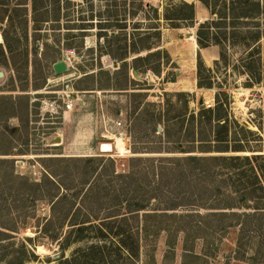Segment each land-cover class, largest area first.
<instances>
[{
    "label": "rangeland",
    "instance_id": "obj_1",
    "mask_svg": "<svg viewBox=\"0 0 264 264\" xmlns=\"http://www.w3.org/2000/svg\"><path fill=\"white\" fill-rule=\"evenodd\" d=\"M18 1L23 0H9V7L20 4ZM31 2L28 0L27 18L22 16V12L12 14L14 28L8 29L9 23L0 21V41H3L1 31L7 29L21 38L14 59L7 54L8 62L5 64L0 57V74H3L0 77V158L14 162L10 168L3 167L1 173L8 176L10 170H14L15 174L40 183H44L45 176L50 174L53 175L50 176L52 180L61 176L74 191L84 182L85 166L69 162L70 158L105 157L116 161L118 172H126L132 157L178 156L143 152L150 148L167 150L186 141L193 147L196 135L187 137L186 133L185 136L184 128L181 134H177L178 128H170L172 136H165L167 126L163 115L167 113L171 119L193 112L198 114L208 103L216 109L215 99L226 104L224 113L230 123L225 140L229 148L244 151L228 155L245 156L254 151L264 153V37L259 54L251 55L241 45L226 50L224 60L219 59L210 72L201 73L203 83H207L208 78L211 88L189 94L180 90L185 88L182 83L186 86L190 83L189 58H193L191 52L196 27L191 28L195 23H186L180 29H173V24L164 21L168 0H52L48 14L37 15L36 18L32 15ZM175 2L194 4L197 25L210 19L209 12L197 0ZM154 9H157L161 20V55L148 63H139L143 73L135 76L130 71L128 78L119 60L125 54L123 38L107 43L103 36H115L120 32L131 35L136 27L140 31L150 29L153 23L148 19L155 18ZM134 13L136 16L133 17ZM115 14L120 20L126 14L128 22L122 24V28L107 24V20L115 19ZM34 19H49L51 22L40 27L34 24ZM37 27L42 29L41 34H37ZM83 35L84 38L81 37ZM148 44L140 43L143 47ZM68 52L74 56L71 67L63 74H55L53 65L64 61ZM145 55L146 52L142 54ZM197 58L195 61L198 63ZM145 66H160V74L144 73ZM172 80L174 85L170 83ZM66 93L75 96L71 117L64 120L61 114L50 116L40 111L41 102L46 99L60 98L58 101L62 105ZM200 99L205 101L202 106ZM120 121L123 127L117 129L115 123ZM120 132L127 136L128 153L118 154L114 149L112 156L103 154L101 145L110 143L115 148L116 136ZM61 137L63 141H58L57 138ZM186 212L179 210L177 213ZM205 213L207 211L202 212ZM114 214L119 213L111 212L110 216ZM49 215L50 206L39 202L35 212L37 220L32 223L42 222ZM104 217H107L106 213H101L100 218ZM228 219L210 218L198 232H193L196 222L162 219L172 230H177L179 224L188 227V233L161 232L157 238H141L139 264H264L263 254L255 258L249 244L239 251V227ZM60 223L62 220L57 221ZM35 236V230L29 228L16 236V243L20 244L25 237ZM39 242L37 260L28 264H55L53 261L60 255L57 246L45 240ZM85 245L71 246L66 256Z\"/></svg>",
    "mask_w": 264,
    "mask_h": 264
},
{
    "label": "trees",
    "instance_id": "obj_2",
    "mask_svg": "<svg viewBox=\"0 0 264 264\" xmlns=\"http://www.w3.org/2000/svg\"><path fill=\"white\" fill-rule=\"evenodd\" d=\"M8 1L0 0V21L6 20L8 29H12L15 23L13 15L22 12V16L27 18L29 4L28 0L18 1L20 4L10 8ZM168 1L163 20L173 24V29L195 23L191 28L196 27L200 89L211 88L208 78V84L203 83L201 78L202 71H211L203 63L201 49L219 47L220 60L225 59L226 50L237 45L243 46L251 55L259 54L260 42L264 37V28H261L264 0H197L210 14L209 20L198 25L194 4ZM30 5L33 18H36L37 15L48 14L52 0H39L38 3L32 0ZM153 14L155 18L148 19L153 23L152 27L146 31L136 27L131 35L120 32L115 36H103L107 43L123 38L125 54L119 60L128 78L130 71L137 75L143 73L140 72L139 63H148L161 55V20L157 9ZM132 16H136L135 13ZM114 17L107 20V24L113 28H122L128 22L126 14L122 20L118 19L117 14ZM49 22V19H34V24L40 27ZM135 25L139 26L138 23ZM40 27L35 29L37 34H41ZM8 29L1 31L4 42L0 41V57L5 64L8 62L7 54L14 59L21 45L17 33L13 34ZM81 37L84 38V35ZM142 42L149 44L143 47L140 45ZM145 52L146 55L142 56ZM148 71L158 75L160 66H145L144 73ZM215 102L216 109L202 107L198 114L193 112L171 119L167 113L163 115L167 126L165 136H172L170 128H178L177 134H181L184 128L185 136L186 133L187 137L191 135L194 138L196 135L194 146L191 147L186 141L167 150L150 148L143 153L178 156L132 157L126 172H118L116 161L105 157L70 158L69 162L83 163L85 166V172L81 174L84 182L74 191L61 176L52 180L50 176L53 175L50 174L45 176L44 183H40L17 175L14 170H10L8 176L0 172V264L36 261L39 240L57 246L60 255L53 261L55 264H139L141 238H157L161 232L188 233V227L181 224L177 230H172L164 224V218L175 219L179 223L184 220L196 222L193 232L201 230L210 218H229L230 223L239 227V251L249 244L255 258L262 254L264 256V153L254 151L245 156L228 155L230 152L237 154L244 151L229 148L225 140L230 123L224 113L226 104L216 99ZM185 123L188 127H184ZM12 163L0 158V170L6 166L10 168ZM51 188L52 192L48 190ZM39 202H46L50 206V215L35 224L32 222L36 219ZM89 204H92L91 207ZM179 210L187 212L178 214ZM204 211L207 213L202 214ZM111 212L119 214L110 216ZM101 213H106L107 217L100 218ZM59 220L62 223L57 224ZM29 228L35 230L36 236L25 237L17 244L16 236ZM82 243L86 245L66 256L71 246ZM15 244L18 247L15 248Z\"/></svg>",
    "mask_w": 264,
    "mask_h": 264
},
{
    "label": "crops",
    "instance_id": "obj_3",
    "mask_svg": "<svg viewBox=\"0 0 264 264\" xmlns=\"http://www.w3.org/2000/svg\"><path fill=\"white\" fill-rule=\"evenodd\" d=\"M193 41H194L193 50L191 52L193 58H189V62H190L189 69L190 70H189V73H188L189 74V78L188 79H189V82L190 83L187 86L184 83H182L183 87H185V88L184 89L181 88L182 90H180L183 93H189V94L194 93V92H197V91L198 92H200V91L202 92V89H200L198 87V77H197V75H198V69H197V62H196L197 60L195 59V57L197 58V56H198V50L199 49H198V45H197L196 39H194ZM220 53H221L220 48L217 47V46H212V47H209V48H206V49H201L200 50V54H201V57H202V60H203V63L205 65V67H207L209 69H212L213 66L215 65V63L219 61V59H220ZM179 75H180V77L182 76V74H178V76ZM183 80L185 81V79H183ZM170 83L172 85L175 84V82H170ZM69 91H71V90L69 89ZM209 92H211V91L209 90ZM71 95H72V98L74 99V102H75V96L73 94H71ZM213 98H214V95L211 96V99L212 100H213ZM200 100H199V102H200ZM210 102H212V101H210ZM72 111H68V112L61 113V115L63 116L64 120H66L69 117H71ZM61 139L63 141V138L62 137L61 138H57L58 141H61ZM126 141H127V136H126ZM127 146H128V144L126 145V147Z\"/></svg>",
    "mask_w": 264,
    "mask_h": 264
},
{
    "label": "built area",
    "instance_id": "obj_4",
    "mask_svg": "<svg viewBox=\"0 0 264 264\" xmlns=\"http://www.w3.org/2000/svg\"><path fill=\"white\" fill-rule=\"evenodd\" d=\"M72 59H74L73 53L68 52L66 54V57L64 58V61L67 63L68 70H69V66L72 63ZM59 99L60 98L55 99V100H51V99L43 100L41 102L40 111L42 113L49 114L50 116H58L63 112L72 111L74 109V107H75L74 99L72 98L70 93H66L65 96L62 98V102H63L62 105L59 104V101H58ZM206 108L207 109L212 108V104H210V103L206 104ZM115 127L117 129H121L123 127V123L121 121L117 122V123H115ZM117 136L122 137L126 141V135L125 134L120 132L117 134ZM104 139H108V138L106 136H104ZM100 150L103 152V154H105V155L107 154L108 156H112L111 153L113 151L106 152V151L102 150L101 148H100Z\"/></svg>",
    "mask_w": 264,
    "mask_h": 264
},
{
    "label": "bare ground",
    "instance_id": "obj_5",
    "mask_svg": "<svg viewBox=\"0 0 264 264\" xmlns=\"http://www.w3.org/2000/svg\"><path fill=\"white\" fill-rule=\"evenodd\" d=\"M102 149L106 152H111L115 149L118 154H125L127 152L125 140L120 136H116L115 148L112 144L105 143L103 144Z\"/></svg>",
    "mask_w": 264,
    "mask_h": 264
},
{
    "label": "water",
    "instance_id": "obj_6",
    "mask_svg": "<svg viewBox=\"0 0 264 264\" xmlns=\"http://www.w3.org/2000/svg\"><path fill=\"white\" fill-rule=\"evenodd\" d=\"M53 70H54L55 74H57V75L63 74V73L68 71L67 63L65 61H59V62L54 64ZM133 74L135 76H137L136 72H133ZM0 77H3V74H0ZM199 104L202 106L204 104V100L201 99ZM102 146L103 145H101V149H102Z\"/></svg>",
    "mask_w": 264,
    "mask_h": 264
}]
</instances>
